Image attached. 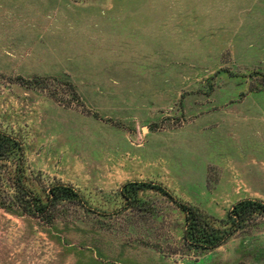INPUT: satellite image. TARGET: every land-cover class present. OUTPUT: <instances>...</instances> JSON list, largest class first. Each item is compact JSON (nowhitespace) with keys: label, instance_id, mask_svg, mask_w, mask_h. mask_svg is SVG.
<instances>
[{"label":"rangeland","instance_id":"obj_1","mask_svg":"<svg viewBox=\"0 0 264 264\" xmlns=\"http://www.w3.org/2000/svg\"><path fill=\"white\" fill-rule=\"evenodd\" d=\"M263 101L264 0H0V132L24 148L0 160V264H264V213L197 249L178 203L218 227L264 203ZM18 181L82 199L34 216ZM134 182L167 193L127 202Z\"/></svg>","mask_w":264,"mask_h":264},{"label":"trees","instance_id":"obj_2","mask_svg":"<svg viewBox=\"0 0 264 264\" xmlns=\"http://www.w3.org/2000/svg\"><path fill=\"white\" fill-rule=\"evenodd\" d=\"M12 154H16L21 162L24 160L23 145L17 142L13 137L0 132V160L9 159ZM22 166V165H21ZM22 176V174H21ZM157 189L160 192L167 193L162 187H156L146 183H127L122 189V196L130 202L139 196V193L147 189ZM16 194L13 197L14 203L28 214L39 216L56 208L66 201H81L82 196L74 187L55 184L50 187L46 195L47 201L35 195L33 192L24 188V185L18 181L16 184ZM179 206L186 213V231L185 241L197 249H213L221 246L233 233L240 228V225L246 221L247 217L253 213H264V203L260 200H242L236 203L229 213L228 219L231 223L228 227H218L211 219L193 206L178 202ZM223 223V222H222Z\"/></svg>","mask_w":264,"mask_h":264},{"label":"crops","instance_id":"obj_3","mask_svg":"<svg viewBox=\"0 0 264 264\" xmlns=\"http://www.w3.org/2000/svg\"><path fill=\"white\" fill-rule=\"evenodd\" d=\"M100 96L102 98H108V97H112L113 95H111L110 93H105L104 91L100 92ZM244 115L246 117L248 116H252L254 119H256L260 124V128L256 131V133L249 135V137H245L244 140L246 141L245 145H248L247 141L251 140L254 142V144L256 145H261L262 144V138H264V101L262 103H255L253 106V109H247L246 112L244 113ZM257 141V142H256ZM250 146H253V144L251 143Z\"/></svg>","mask_w":264,"mask_h":264},{"label":"bare ground","instance_id":"obj_4","mask_svg":"<svg viewBox=\"0 0 264 264\" xmlns=\"http://www.w3.org/2000/svg\"><path fill=\"white\" fill-rule=\"evenodd\" d=\"M144 131H146V129H144Z\"/></svg>","mask_w":264,"mask_h":264},{"label":"water","instance_id":"obj_5","mask_svg":"<svg viewBox=\"0 0 264 264\" xmlns=\"http://www.w3.org/2000/svg\"><path fill=\"white\" fill-rule=\"evenodd\" d=\"M145 129H147V128H145Z\"/></svg>","mask_w":264,"mask_h":264}]
</instances>
